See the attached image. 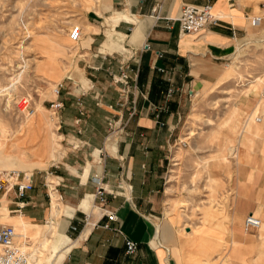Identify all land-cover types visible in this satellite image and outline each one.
Returning <instances> with one entry per match:
<instances>
[{
  "label": "crops",
  "instance_id": "obj_1",
  "mask_svg": "<svg viewBox=\"0 0 264 264\" xmlns=\"http://www.w3.org/2000/svg\"><path fill=\"white\" fill-rule=\"evenodd\" d=\"M206 2L212 4L219 22L198 33H182L177 20L181 7ZM256 4L255 0H93L72 24L80 26L79 41L67 43L69 28L63 32L66 42L59 46L52 36H41L37 76L48 84L63 83L60 93L49 99L62 102L57 112L61 147L57 156L46 159L49 150L41 155L34 146L26 148L11 140L0 152V168L24 173L33 188L20 201L13 193L0 192V204L30 222L21 220L32 238H50L41 242L48 246L49 264H186L181 249L173 246L181 237L163 215L164 159L177 135L187 94L213 82L219 64L238 50L249 17L257 14ZM120 56L129 60L133 72L138 71L136 87L131 85L121 105L120 86L112 79L120 72L114 60ZM169 88L173 92L167 95ZM248 98L243 100L249 113L241 119L236 141L239 169L232 183V211L240 221L253 214L261 226L252 237L242 233L239 239L234 219L228 217L216 223L225 235L221 245L217 233L190 242L204 251L222 246L221 258L224 250L240 245L243 258L234 264L237 260L255 264L264 258V105ZM133 102L136 111L130 115ZM117 115L125 131L116 143L108 135L106 119ZM258 115L260 123L255 120ZM96 177L106 188L105 208L115 220L92 207ZM204 211V221L218 218L212 208ZM126 238L138 243L133 255L125 252ZM203 262L218 264L210 257Z\"/></svg>",
  "mask_w": 264,
  "mask_h": 264
},
{
  "label": "rangeland",
  "instance_id": "obj_2",
  "mask_svg": "<svg viewBox=\"0 0 264 264\" xmlns=\"http://www.w3.org/2000/svg\"><path fill=\"white\" fill-rule=\"evenodd\" d=\"M261 1L255 0L253 13L260 12L258 4ZM92 3L93 0H0V149L11 140L21 138L25 139L22 146L31 148L47 136L52 146L45 157L57 156L61 147L60 130L57 113L49 107L56 82L48 84L37 76L41 54L39 41L46 34L52 36L58 46L66 42L64 29H71L72 24L78 23L77 19L91 8ZM67 43L72 44L68 38ZM124 60L129 63L128 59ZM216 73L213 82L195 87L191 95L187 94L177 135L164 159L163 215L167 223L175 225L181 237L173 246L181 249L186 264H201L208 257L218 264L230 259L234 264L235 259L243 258L240 245L234 250H224L226 253L221 258L218 249L222 246L204 251L201 246L190 244L200 236L213 238L217 233L221 245L225 235L221 227L216 226L220 219H234L233 227L239 239L242 233L252 237L258 231H244V218L240 221L232 211V183L239 169V158H235L231 145L237 146L241 119L249 113L243 99L249 97L255 103L263 100L264 20L259 25L248 26L238 50L226 63L219 64ZM218 73L223 76L219 77ZM120 98L119 105L123 103V97ZM29 109L33 114L28 112ZM108 118L120 120L110 135L117 143L124 135L125 126L119 129L123 126L120 115ZM107 128L111 130L108 125ZM94 206L93 203L92 207L103 215L111 212L105 205L103 209ZM206 208L218 212V218L204 221ZM0 209V225H12L18 234L21 227L16 226L17 222L27 220L9 212L5 205L0 204ZM32 229L37 230L36 227ZM26 236V239L17 238L16 242L29 253V263L30 255L34 254L38 257L37 264H49L50 252L41 242L50 238L38 236L35 239L30 233ZM237 261L238 264H250ZM255 264H264V258Z\"/></svg>",
  "mask_w": 264,
  "mask_h": 264
},
{
  "label": "built area",
  "instance_id": "obj_3",
  "mask_svg": "<svg viewBox=\"0 0 264 264\" xmlns=\"http://www.w3.org/2000/svg\"><path fill=\"white\" fill-rule=\"evenodd\" d=\"M179 28L182 33H198L205 30L210 25H216L219 22V17L213 13L212 4L206 2L201 5H183L179 11L177 17ZM264 20V0L260 2V12L249 17V23L251 26L259 25ZM69 39L72 42H77L81 38V29L79 25H74L69 30ZM119 64V74L112 75V79L115 83L119 84L122 99L127 97L129 88L131 85L135 88L138 71L133 72L129 63L120 57L117 60ZM132 73V74H131ZM132 82V84H130ZM63 88V83H56L52 88V93L58 95ZM173 92L171 88L167 90V95ZM264 95V85H263ZM50 110L55 114L62 108V102L59 100L50 102ZM29 112L33 110L29 109ZM136 109L134 102L130 106V115L135 113ZM256 121L259 122L260 118L256 117ZM120 122L114 121V119L107 120L109 126L108 135L114 133L116 125ZM118 127L120 130L124 128ZM115 127V128H114ZM111 131V132H110ZM110 133V134H109ZM25 175L21 176V172L17 169H2L0 168V192L13 193L17 200H23L27 193L33 188V183L29 179H25ZM100 177H96V191L93 197V202L96 208L103 209L105 205V192L106 188L103 186ZM109 219L115 220L116 216L112 212L106 214ZM88 216L85 217L87 221ZM261 224V220L253 214H248L243 219L244 231L251 232L257 230ZM16 232L12 225H0V264H29V253L21 246L15 243ZM125 252L128 255H133L138 248V243L126 238L124 241Z\"/></svg>",
  "mask_w": 264,
  "mask_h": 264
},
{
  "label": "bare ground",
  "instance_id": "obj_4",
  "mask_svg": "<svg viewBox=\"0 0 264 264\" xmlns=\"http://www.w3.org/2000/svg\"><path fill=\"white\" fill-rule=\"evenodd\" d=\"M261 23V22H260ZM69 36V35H68ZM70 40V39H69ZM71 41V40H70ZM72 42V41H71ZM263 76V75H262ZM258 80V79H257ZM263 85H264V83H263ZM252 86V85H251ZM254 86V85H253ZM252 86V87H253ZM262 97H263V100H261L262 101V104L264 105V95H263V88H262ZM29 112V111H28ZM30 114H33V111L32 112H29ZM257 117H259L260 118V121L259 122H257V123H260V122H262V117H261V115H258ZM255 120H256V118H255ZM227 122V121H226ZM27 124H28V122H27ZM30 125V124H29ZM243 125V124H242ZM193 135V134H192ZM22 140H25V139H18V140H16V141H14V143L16 144H22ZM9 145H11V143L9 144ZM9 145H7L6 147H9ZM13 146V145H12ZM15 146V145H14ZM51 139L49 138V137H44L43 139H42V141H41V143H39L38 145H35L34 147H33V150L34 151H40L41 152V155H43V154H45L46 153V150H51ZM16 147V146H15ZM5 148V147H4ZM3 148V149H4ZM231 148H232V152H233V154L234 155H237V152H238V147L237 146H232L231 145ZM3 149H0V152H2V150ZM9 150V149H8ZM12 150V149H11ZM13 151H14V149H13ZM42 159V158H41ZM55 206V205H54ZM262 222V221H261ZM19 225H20V232L17 234L16 233V236H15V243L16 244H18L17 242H16V240H17V238H25V237H27L26 236V233H27V230H26V228H25V225H24V223L22 222V221H20L19 222ZM260 226H261V224H260ZM259 226V227H260ZM28 227V226H27ZM15 229V228H14ZM30 229V228H29ZM33 230V229H32ZM230 230V229H229ZM30 231V230H29ZM230 232V231H229ZM228 232V233H229ZM34 233V232H33ZM35 234V233H34ZM228 235V234H227ZM33 236V235H32ZM36 237V236H35ZM44 242V241H43ZM18 245H20V244H18ZM48 247V246H47ZM30 258H32V260L30 261V263L29 264H37V260H38V258L36 257V256H34V255H30Z\"/></svg>",
  "mask_w": 264,
  "mask_h": 264
}]
</instances>
